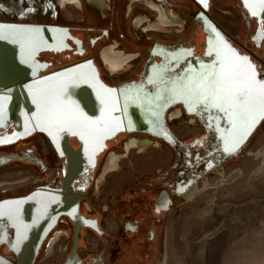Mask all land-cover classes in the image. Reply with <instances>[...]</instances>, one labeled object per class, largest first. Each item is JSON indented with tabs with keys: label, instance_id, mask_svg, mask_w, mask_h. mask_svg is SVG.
I'll return each instance as SVG.
<instances>
[{
	"label": "flooded vegetation",
	"instance_id": "af4514ba",
	"mask_svg": "<svg viewBox=\"0 0 264 264\" xmlns=\"http://www.w3.org/2000/svg\"><path fill=\"white\" fill-rule=\"evenodd\" d=\"M55 1L63 9L61 25L20 18L0 23L61 27L63 50L38 57L48 65L45 75L94 63L101 81L118 94L122 122L116 121L112 100L89 111L52 114L47 124L52 134L41 132L44 123L33 117L0 113V167L26 163L42 176L33 186L2 190L0 264H18L25 257H34L33 264H184L183 241L193 227L183 223L193 211L188 204L205 182L229 175L230 164L245 155L264 125L259 95L264 0ZM161 13L175 23L146 32ZM172 26L176 31H169ZM133 30L167 36L134 37ZM106 52L123 63L120 71L111 72L104 63ZM223 73L231 75L229 84L251 89V106L242 118L234 114V104L214 99L204 84ZM172 88L177 94L168 102L142 122H128L125 108L133 107H125L123 99L128 104L134 91L141 96V90ZM65 127H70L67 137L61 132ZM116 128L122 129L109 131ZM40 135L49 144V160L37 153ZM65 139L79 154H59L55 141ZM132 142L138 155L161 149L162 158L131 162L113 185L105 180L98 188L102 158L114 148L127 152L119 162L129 158L126 146Z\"/></svg>",
	"mask_w": 264,
	"mask_h": 264
},
{
	"label": "rangeland",
	"instance_id": "374dc122",
	"mask_svg": "<svg viewBox=\"0 0 264 264\" xmlns=\"http://www.w3.org/2000/svg\"><path fill=\"white\" fill-rule=\"evenodd\" d=\"M0 8L5 12L0 11V19L20 18L30 22L63 24V9L55 0H0ZM78 14L77 11H72L73 16ZM176 29L172 26L169 31ZM147 35L154 39L167 36L159 32L139 34L133 30L134 37ZM38 138L41 144L37 153H43L44 159L49 160V144L42 135ZM263 149L264 125L250 142L245 155L228 168L229 175L226 178L235 175L237 171H241L240 177L222 188H210L201 192L188 204V209L193 211L185 216L183 223L193 227L188 228V238L183 241L185 247L182 248L181 258L184 264H264V173L254 177V172L262 167V161L256 159V155ZM147 152L149 154L138 155L135 150H131L129 158L118 163V171L131 165V162L145 163L146 158L149 161L162 158L161 149H149ZM114 153L119 157L126 156L121 148L110 150L101 160L96 182ZM118 171L105 175V185L111 186L113 181L120 179L122 173ZM38 178L41 179L42 176L33 165L19 162L6 164L0 167V195L3 189L33 186ZM224 178L223 176L210 184L214 187ZM204 186L205 184L202 190ZM217 219L221 221L219 224L215 223ZM212 221L214 224L209 225ZM210 226H214V229L206 231L205 227Z\"/></svg>",
	"mask_w": 264,
	"mask_h": 264
},
{
	"label": "water",
	"instance_id": "95a60500",
	"mask_svg": "<svg viewBox=\"0 0 264 264\" xmlns=\"http://www.w3.org/2000/svg\"><path fill=\"white\" fill-rule=\"evenodd\" d=\"M62 38L63 29L58 26L0 23V88L3 90L0 94V113L16 111L27 119L33 117L44 123L39 127L41 132L52 134L47 125L52 114L75 109L89 111L105 104L104 101L112 100L111 104L117 106L116 121L121 123L118 94L101 81L94 63L45 75L48 65L41 63L38 57L45 51L61 52ZM228 51V56L232 57L233 53ZM125 93L121 91L122 95ZM139 94L141 96L134 91L133 101L128 104L123 99L125 107H133H124L130 112H126V115L129 114L128 122H142L147 114H152L154 107L168 102L177 93L172 88L146 94L141 90ZM120 129L109 131L114 134ZM68 131L70 127L61 129L66 137ZM55 147L60 155L79 154V151L72 149L67 139L63 144L55 141ZM7 203H2L1 207ZM33 261L34 257L20 258L18 264H33ZM4 263L2 260L1 264Z\"/></svg>",
	"mask_w": 264,
	"mask_h": 264
},
{
	"label": "bare ground",
	"instance_id": "6f19581e",
	"mask_svg": "<svg viewBox=\"0 0 264 264\" xmlns=\"http://www.w3.org/2000/svg\"><path fill=\"white\" fill-rule=\"evenodd\" d=\"M61 1H62V4H63V2L66 1V0H61ZM71 1L74 2L75 0H71ZM159 16H160V20L158 22L156 21L154 23H150L149 26L145 28L146 32H149V31H152V30L153 31H158L162 27L166 28L167 25L175 23L173 18L171 17V15L167 16V15H164L163 13H161V15H159ZM160 30H162V29H160ZM111 51H112V49H111ZM114 56H112L109 52L104 53V55H103V58H104V61H105L104 63H106V65L111 70V72H118V71H120L123 68V63L121 61H118L117 59H114ZM135 145H136L135 142H132V143L128 144L126 146L127 151H130L132 148L135 147ZM141 152H144V149H141ZM256 157H257L256 159L262 161V167H260L258 170H256L254 172V177H258V176L262 175V173H264V149L262 151H260L259 153H257ZM119 160H120V157L116 156L115 154H112L110 156L109 161H108L107 165L105 166V168L103 169L98 182H96L97 183L96 186L98 188L102 184L103 180H105L104 177H105V175L107 173H109L111 171L114 172V171H118L119 170V165H118ZM240 175H241V171H237L235 173V175H233V176H231L229 178L225 177L220 182H218L216 184V186H214V187L210 183H205L204 189L201 192L207 191L210 188L217 189V188H222L225 185L232 184L236 178L240 177Z\"/></svg>",
	"mask_w": 264,
	"mask_h": 264
},
{
	"label": "snow or ice",
	"instance_id": "6c2138e0",
	"mask_svg": "<svg viewBox=\"0 0 264 264\" xmlns=\"http://www.w3.org/2000/svg\"><path fill=\"white\" fill-rule=\"evenodd\" d=\"M243 59L246 60L247 58ZM230 79L231 75L229 73H223L211 83L205 79L204 84L207 85V89L211 92L214 99H223L225 102L234 104L236 106L234 114L242 118L249 112L251 106V89L245 84L233 86L228 83ZM259 95L261 105L264 106V85H261Z\"/></svg>",
	"mask_w": 264,
	"mask_h": 264
}]
</instances>
